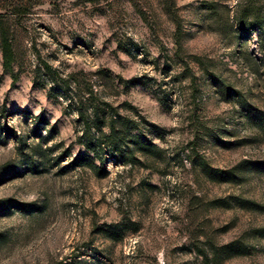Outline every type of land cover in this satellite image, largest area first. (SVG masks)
I'll return each instance as SVG.
<instances>
[{
  "label": "rangeland",
  "instance_id": "1",
  "mask_svg": "<svg viewBox=\"0 0 264 264\" xmlns=\"http://www.w3.org/2000/svg\"><path fill=\"white\" fill-rule=\"evenodd\" d=\"M32 2L0 11V264H264V0ZM103 103L160 156L72 166Z\"/></svg>",
  "mask_w": 264,
  "mask_h": 264
},
{
  "label": "trees",
  "instance_id": "2",
  "mask_svg": "<svg viewBox=\"0 0 264 264\" xmlns=\"http://www.w3.org/2000/svg\"><path fill=\"white\" fill-rule=\"evenodd\" d=\"M82 4L100 5L109 0H78ZM36 3L32 0H0V11L5 12V15L22 17L31 13ZM2 15H0L1 17ZM0 52L3 60V67L10 69L14 61V52L11 41L6 30L0 24ZM246 106V107H245ZM248 111L251 119H254L259 125H264V113L253 114L247 105L243 109ZM91 114L88 115V110L78 112L79 121L81 123V136L78 138L79 143L92 154H81L73 158L71 165L76 168H88L94 171L98 169L105 170V156L109 154L111 157L123 163V166L129 165L135 167L140 162L138 154L148 159L150 157H159L161 150L154 144L141 140L139 136H133L131 132L123 127V120L117 116L113 118L110 113L111 108L107 104L91 105ZM35 125L39 123H47L39 116L34 118ZM118 124L122 126L117 127ZM106 128V129H105ZM14 139H19L16 133H13ZM193 151V150H191ZM38 155V154H36ZM40 156V155H39ZM194 163L199 169L212 179L219 175V171L212 169L204 160L194 157ZM98 160L101 167H97L94 162ZM255 169L261 167V164H249ZM263 166V165H262ZM207 259V258H206Z\"/></svg>",
  "mask_w": 264,
  "mask_h": 264
}]
</instances>
